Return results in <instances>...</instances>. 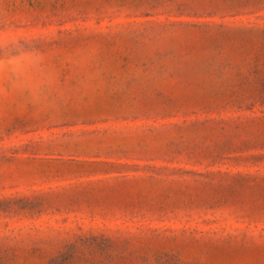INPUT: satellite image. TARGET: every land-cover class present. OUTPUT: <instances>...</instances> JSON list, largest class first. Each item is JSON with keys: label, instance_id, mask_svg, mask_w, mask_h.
Returning a JSON list of instances; mask_svg holds the SVG:
<instances>
[{"label": "rangeland", "instance_id": "374dc122", "mask_svg": "<svg viewBox=\"0 0 264 264\" xmlns=\"http://www.w3.org/2000/svg\"><path fill=\"white\" fill-rule=\"evenodd\" d=\"M0 264H264V0H0Z\"/></svg>", "mask_w": 264, "mask_h": 264}]
</instances>
